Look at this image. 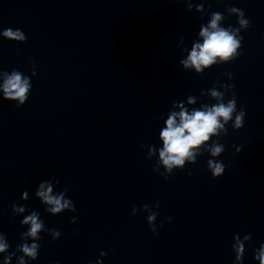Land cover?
Masks as SVG:
<instances>
[{"label":"clouds","instance_id":"9594fccd","mask_svg":"<svg viewBox=\"0 0 264 264\" xmlns=\"http://www.w3.org/2000/svg\"><path fill=\"white\" fill-rule=\"evenodd\" d=\"M176 3H186V11L191 12L193 8L198 13L207 14L204 4L207 0H200L196 3L195 0H175ZM227 16L235 15L237 17L238 27L229 25L223 27L221 22L226 19V16L221 12H211L208 22L200 25L198 36L202 42L195 41L192 44L191 51L186 59L179 61L184 70L194 69L195 73L202 75L206 69L212 68L214 65L227 64L234 62L240 56L242 48L243 36L240 35L242 30L250 27V20L245 17L242 9L236 7H228L226 9ZM3 38L17 43H25L27 40L26 34L20 29L7 28L0 32ZM183 38L180 43L183 44ZM36 66L32 64L31 76H36ZM222 75L227 76L231 80L232 74L225 72ZM0 92L2 99L5 101L15 102L17 107L23 106L32 90V81L30 76L24 75L19 70L11 72L0 70ZM235 85L224 84L219 82L211 89L207 90V95L213 104L202 103L199 108H193L189 111L185 108L184 103L172 102V107H178L179 111H171L167 115L165 126L159 132V139L163 142L162 148H157L155 145L148 146L147 157L156 159L153 170L164 177L165 180L174 172V170H183L187 164L195 165L197 158L204 153H208L210 158L207 159V169L212 177L219 178L224 175L226 165L219 159L225 152V145L221 142V138L228 135V125L231 124L233 131H237L244 127L246 111L241 106L237 107L236 94L234 91ZM223 89V91H221ZM204 90H201V95H204ZM230 95V98L226 99ZM195 96L188 97V104L196 103ZM215 138V139H213ZM141 147H144L143 145ZM236 152H241L243 146L233 145ZM163 168V172L160 169ZM187 175L191 176L189 171ZM59 184V180L55 178L44 180L38 184L35 195L40 201L47 205L46 211L52 215L62 214L65 211L76 212V206L73 201L66 198L68 189L53 194V188ZM22 199H28V192L22 193ZM159 201L152 204H144L142 210L148 215L147 223L153 234L158 231L156 223L158 211H153V208L159 209ZM139 209L136 206L132 208V215H136ZM13 216L25 213L26 206L13 203L11 206ZM171 217L167 221L171 222ZM72 223H76V217L73 216ZM21 226H28L27 231L20 233L21 243L17 245L14 251H9L6 234L0 232V253H6L3 264H10L13 257L16 258L17 264H27L28 261L38 259L40 252L41 233L47 232L51 235L53 241L59 239L61 233L55 229L46 228L44 220L40 218V214L32 211L25 215L20 221ZM250 233L241 236L236 234L233 237L232 251L234 252V264H243V259L246 251V244L251 241ZM31 241V243H29ZM20 255H17V254ZM107 253L101 251L100 256L104 257ZM254 259L259 261V264H264V244L255 249ZM96 264H103L102 260H97Z\"/></svg>","mask_w":264,"mask_h":264}]
</instances>
